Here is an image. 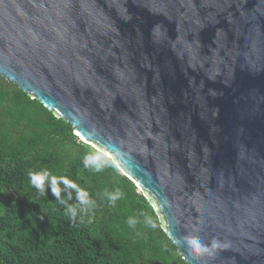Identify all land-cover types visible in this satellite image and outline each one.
Wrapping results in <instances>:
<instances>
[{"label": "water", "instance_id": "95a60500", "mask_svg": "<svg viewBox=\"0 0 264 264\" xmlns=\"http://www.w3.org/2000/svg\"><path fill=\"white\" fill-rule=\"evenodd\" d=\"M0 76L134 182L186 264H264V0H0Z\"/></svg>", "mask_w": 264, "mask_h": 264}, {"label": "trees", "instance_id": "16d2710c", "mask_svg": "<svg viewBox=\"0 0 264 264\" xmlns=\"http://www.w3.org/2000/svg\"><path fill=\"white\" fill-rule=\"evenodd\" d=\"M74 132L0 76V264H186L134 182ZM42 171L57 178L60 199L50 181L43 194L31 184L29 173ZM115 192L121 197L112 204L105 193ZM78 197L95 206L80 211Z\"/></svg>", "mask_w": 264, "mask_h": 264}, {"label": "clouds", "instance_id": "9594fccd", "mask_svg": "<svg viewBox=\"0 0 264 264\" xmlns=\"http://www.w3.org/2000/svg\"><path fill=\"white\" fill-rule=\"evenodd\" d=\"M156 29H160V26L157 25ZM78 138H79V136H78ZM79 139L83 142V140L81 138H79ZM92 155H94V153L86 154L85 155V161L89 160ZM85 166L89 167L90 165L86 164ZM108 166H110V165H108ZM93 167H94L95 171H101L103 166H93ZM29 177H30L31 184L41 194L44 193L45 181L46 180L50 181V187H51L52 192L56 195L57 199H60L59 190L55 186L56 183H57V178L51 177L50 173L48 171H42L40 173L30 172L29 173ZM63 183L67 186L69 182L67 180H64ZM105 195L107 196L109 202L112 203V204H114L121 197V193H119V192L105 193ZM78 200H79V209H80V211H85L86 212V211L90 210L91 208H93L95 206L94 202L89 200V199H84L82 197H78ZM61 202L63 203L62 200H61ZM67 214L73 219L76 218L77 214H78L77 207L76 206H68L67 207ZM81 222H83V221L81 220ZM88 222L91 223L92 222L91 219H89ZM136 223H137V220H135L133 218H129L128 224L130 226L134 227L136 225ZM145 224L148 225V226H153L152 219L150 217H145ZM187 242L190 245L191 249L197 254H204V253L209 252L212 249L219 248L220 247V243H221L219 240H215L214 239V240L210 241L208 244H204L201 240H199V238H188Z\"/></svg>", "mask_w": 264, "mask_h": 264}, {"label": "rangeland", "instance_id": "374dc122", "mask_svg": "<svg viewBox=\"0 0 264 264\" xmlns=\"http://www.w3.org/2000/svg\"><path fill=\"white\" fill-rule=\"evenodd\" d=\"M93 147V149H95L96 150V148L94 147V146H92Z\"/></svg>", "mask_w": 264, "mask_h": 264}]
</instances>
